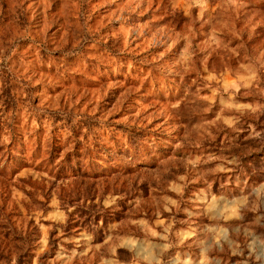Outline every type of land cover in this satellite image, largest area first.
Wrapping results in <instances>:
<instances>
[{
    "label": "rangeland",
    "instance_id": "1",
    "mask_svg": "<svg viewBox=\"0 0 264 264\" xmlns=\"http://www.w3.org/2000/svg\"><path fill=\"white\" fill-rule=\"evenodd\" d=\"M0 264H264V0H0Z\"/></svg>",
    "mask_w": 264,
    "mask_h": 264
}]
</instances>
